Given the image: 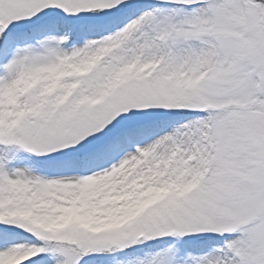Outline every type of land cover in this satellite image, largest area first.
I'll use <instances>...</instances> for the list:
<instances>
[{"label":"snow or ice","instance_id":"1","mask_svg":"<svg viewBox=\"0 0 264 264\" xmlns=\"http://www.w3.org/2000/svg\"><path fill=\"white\" fill-rule=\"evenodd\" d=\"M0 264H264V0H0Z\"/></svg>","mask_w":264,"mask_h":264}]
</instances>
